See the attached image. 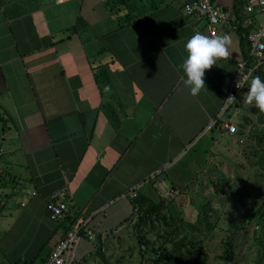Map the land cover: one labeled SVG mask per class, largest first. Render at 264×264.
<instances>
[{
	"label": "crops",
	"instance_id": "1",
	"mask_svg": "<svg viewBox=\"0 0 264 264\" xmlns=\"http://www.w3.org/2000/svg\"><path fill=\"white\" fill-rule=\"evenodd\" d=\"M193 2L0 0V264H44L74 225L105 244L134 218L138 194L156 202L194 185L235 135L220 125L235 117L223 108L244 58L240 29L264 15L237 12L226 31L235 59L205 70L192 96L185 44L210 36L186 14ZM51 200L68 204L59 221ZM93 245L82 240L78 263Z\"/></svg>",
	"mask_w": 264,
	"mask_h": 264
},
{
	"label": "rangeland",
	"instance_id": "2",
	"mask_svg": "<svg viewBox=\"0 0 264 264\" xmlns=\"http://www.w3.org/2000/svg\"><path fill=\"white\" fill-rule=\"evenodd\" d=\"M250 84L231 110L238 133L214 146L195 184L160 196L161 214L141 230L137 211L103 255L80 264H154L159 254L171 264H264V111L247 102Z\"/></svg>",
	"mask_w": 264,
	"mask_h": 264
},
{
	"label": "built area",
	"instance_id": "3",
	"mask_svg": "<svg viewBox=\"0 0 264 264\" xmlns=\"http://www.w3.org/2000/svg\"><path fill=\"white\" fill-rule=\"evenodd\" d=\"M254 15H264V0H194L186 7L188 16H196L207 20L210 36H220L237 21V12ZM249 56L237 62V71L230 80V87L227 95L223 114L230 111L238 103L239 98L252 81L257 69L264 64V21L258 28L252 30L248 35ZM227 58L235 59L229 48ZM221 128L232 134L238 133V126L232 119L221 123ZM177 192L172 190L167 197H175ZM50 218L59 221L66 216L68 204L64 201L51 200L47 205ZM84 238L96 239V233L89 229L86 224L74 225L68 231L66 237L55 247L44 264H75L76 253Z\"/></svg>",
	"mask_w": 264,
	"mask_h": 264
},
{
	"label": "clouds",
	"instance_id": "4",
	"mask_svg": "<svg viewBox=\"0 0 264 264\" xmlns=\"http://www.w3.org/2000/svg\"><path fill=\"white\" fill-rule=\"evenodd\" d=\"M231 37L227 34L208 36L196 32L185 44L187 52L180 68L185 74L183 83L192 96H198L205 90V70L217 65V61L229 56ZM246 100L264 111V79L255 76L247 92Z\"/></svg>",
	"mask_w": 264,
	"mask_h": 264
},
{
	"label": "trees",
	"instance_id": "5",
	"mask_svg": "<svg viewBox=\"0 0 264 264\" xmlns=\"http://www.w3.org/2000/svg\"><path fill=\"white\" fill-rule=\"evenodd\" d=\"M240 33H241V45L244 50V57L248 58L249 56L248 51H249V45H250L249 40H248V35L250 33V29H245V28L240 29ZM263 68H264V65L260 66L256 71L257 76H260L262 79H264ZM163 207H164L163 202L156 203L155 201L150 200L147 197H143L142 201L137 205L138 212L140 215L139 220L136 223L137 229L141 230L143 226L147 225L155 216L160 215ZM100 240L102 241L101 238ZM93 242L95 244L93 245L94 250H95L94 254L103 255V249H104L103 241L101 242V244H97L95 240ZM229 247H230V250H229L227 257H233V253H232L233 245L230 243ZM167 259H168L167 255L165 257L164 255L159 254V257L154 258V261H155L154 264H171L169 260L167 261ZM24 264H28V263H24ZM31 264H34V263H31Z\"/></svg>",
	"mask_w": 264,
	"mask_h": 264
},
{
	"label": "water",
	"instance_id": "6",
	"mask_svg": "<svg viewBox=\"0 0 264 264\" xmlns=\"http://www.w3.org/2000/svg\"><path fill=\"white\" fill-rule=\"evenodd\" d=\"M142 198H143L142 195L141 194H138L134 198V203L138 205L142 201ZM100 236H101V234L100 233H97L96 239H95V241L97 242V244H100L101 243Z\"/></svg>",
	"mask_w": 264,
	"mask_h": 264
}]
</instances>
